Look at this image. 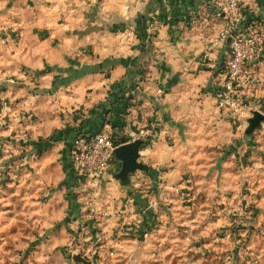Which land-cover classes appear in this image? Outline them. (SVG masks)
Instances as JSON below:
<instances>
[{"label":"crops","instance_id":"0c3cea01","mask_svg":"<svg viewBox=\"0 0 264 264\" xmlns=\"http://www.w3.org/2000/svg\"><path fill=\"white\" fill-rule=\"evenodd\" d=\"M210 1L0 0V99L17 103L29 135L20 154L0 127V228L19 247L37 243L43 264H67L72 242L123 257L145 238L198 243L217 220L218 195L246 193L234 164L249 111L238 122L217 106L228 51ZM242 12L234 32L255 24L263 36L250 87L264 112V0H247ZM103 129L123 143L141 129L156 133L141 137L148 170L129 189L112 178L118 163L89 195L72 142Z\"/></svg>","mask_w":264,"mask_h":264},{"label":"rangeland","instance_id":"374dc122","mask_svg":"<svg viewBox=\"0 0 264 264\" xmlns=\"http://www.w3.org/2000/svg\"><path fill=\"white\" fill-rule=\"evenodd\" d=\"M233 118L239 122L238 117ZM262 126L249 137H243V132L239 133V138L244 140H239L234 168H238L237 191L243 184L247 189L246 193L231 194L232 199L229 201L231 192L218 195L220 209L210 216L212 220H217L215 224L203 228L199 233L198 243L195 241V244H189L178 238L171 242L145 238L139 242L141 245L137 249H142L139 253L131 252L123 257L118 252L111 250L109 253L106 249L94 254L92 251L88 252L85 244L72 242L73 249L68 247L69 251L62 250L64 261L67 264H82L73 259L74 252L84 255L90 264H264V125ZM246 157L250 161L247 170L244 162ZM137 173L140 171L133 175ZM186 198L187 195L185 200ZM165 226L166 223L163 222L158 228ZM16 230L23 231L25 228L19 227ZM7 231H10L9 227L0 228V264H43L38 256L37 243H22V247H19L21 242L6 235ZM107 237L108 239H104L101 236L103 241L113 244L112 235ZM6 238L13 243H8ZM5 246L12 248V253H6ZM52 253H55L54 249ZM50 261V264L59 262L53 257Z\"/></svg>","mask_w":264,"mask_h":264},{"label":"built area","instance_id":"2783aa9c","mask_svg":"<svg viewBox=\"0 0 264 264\" xmlns=\"http://www.w3.org/2000/svg\"><path fill=\"white\" fill-rule=\"evenodd\" d=\"M246 1H210L214 14L225 20L224 26L218 33V39L227 46L228 51L227 66L221 78L217 106L223 112L236 117L254 109L251 104L253 96L250 87L253 78L251 62L256 57L259 46L263 44L262 32L255 24H251L246 33L234 32L235 24L242 16ZM160 25L161 23H155L149 25V28L153 30ZM18 108L14 101L0 99V127L9 130L5 145L21 154L29 150V135L23 125V113ZM155 133L154 130L141 129L136 131L129 141L149 137ZM120 144L123 142L117 140L106 129L91 135H76L71 147V161L77 175L79 190L91 195V190L110 175L118 165L113 150ZM9 177L15 178L11 173ZM128 207L132 210L131 203ZM103 238L108 239L107 235H103Z\"/></svg>","mask_w":264,"mask_h":264},{"label":"water","instance_id":"95a60500","mask_svg":"<svg viewBox=\"0 0 264 264\" xmlns=\"http://www.w3.org/2000/svg\"><path fill=\"white\" fill-rule=\"evenodd\" d=\"M246 125L243 129V135L245 137L251 136V134L258 128H260L264 122V112L251 109L249 115L244 118ZM145 142L142 138H137L132 141L118 145L113 150V155L116 161L119 163V169L113 174V180H116L124 188L129 189L132 183V176L135 172L140 171L145 173L148 170L146 163L142 161V156L139 152L141 145ZM73 259L75 261H81L82 264H90L89 260H86L81 254H74Z\"/></svg>","mask_w":264,"mask_h":264},{"label":"trees","instance_id":"16d2710c","mask_svg":"<svg viewBox=\"0 0 264 264\" xmlns=\"http://www.w3.org/2000/svg\"><path fill=\"white\" fill-rule=\"evenodd\" d=\"M117 139V138H116ZM118 140V139H117Z\"/></svg>","mask_w":264,"mask_h":264}]
</instances>
